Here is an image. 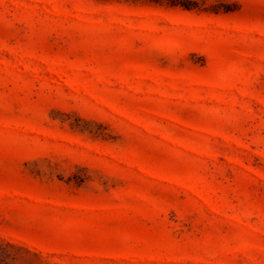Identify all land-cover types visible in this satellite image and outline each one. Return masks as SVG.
<instances>
[{
	"label": "rangeland",
	"instance_id": "rangeland-1",
	"mask_svg": "<svg viewBox=\"0 0 264 264\" xmlns=\"http://www.w3.org/2000/svg\"><path fill=\"white\" fill-rule=\"evenodd\" d=\"M0 0V264H264V0Z\"/></svg>",
	"mask_w": 264,
	"mask_h": 264
},
{
	"label": "trees",
	"instance_id": "trees-1",
	"mask_svg": "<svg viewBox=\"0 0 264 264\" xmlns=\"http://www.w3.org/2000/svg\"><path fill=\"white\" fill-rule=\"evenodd\" d=\"M172 5H181L187 9H190V6L187 5L186 1L182 0H168Z\"/></svg>",
	"mask_w": 264,
	"mask_h": 264
}]
</instances>
